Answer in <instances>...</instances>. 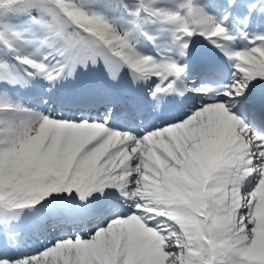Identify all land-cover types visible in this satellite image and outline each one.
<instances>
[{
    "label": "snow or ice",
    "instance_id": "1",
    "mask_svg": "<svg viewBox=\"0 0 264 264\" xmlns=\"http://www.w3.org/2000/svg\"><path fill=\"white\" fill-rule=\"evenodd\" d=\"M0 264H264V0H0Z\"/></svg>",
    "mask_w": 264,
    "mask_h": 264
}]
</instances>
